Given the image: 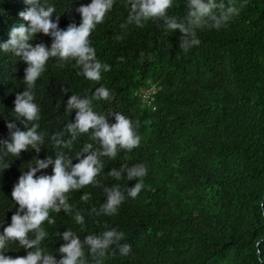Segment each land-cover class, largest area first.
Instances as JSON below:
<instances>
[{
  "label": "trees",
  "instance_id": "obj_1",
  "mask_svg": "<svg viewBox=\"0 0 264 264\" xmlns=\"http://www.w3.org/2000/svg\"><path fill=\"white\" fill-rule=\"evenodd\" d=\"M92 0H42L55 7L59 27L82 22L77 9ZM225 4L229 0H224ZM239 14L220 29H197L198 46L184 52L180 33L167 31L163 21L150 20L144 27L122 29L129 14L127 0H115L90 35L96 59L111 65L93 82L81 74L75 60L50 58L37 79L34 102L40 109L38 132L45 143L40 151L31 147L14 156L0 146V231L11 223L19 205L12 199L19 177L35 159L56 157L57 152L75 156L85 143L93 150L99 141L81 134L71 148L57 147L53 135L70 139L66 125L75 122L76 111H66L67 100L75 94L91 97L101 85L111 92L109 100H93V110L108 115L117 111L130 118L140 136L131 152L118 150L115 159L101 157L104 169L96 177L100 186L88 185L69 193L72 213H51L54 225H43L48 236L45 252L57 260L65 243L58 233L71 229L83 240L115 228L124 233L121 243L131 252L109 254L104 264H261L264 259V0H232ZM187 0H173L168 14L183 20ZM28 5L24 0H0V43L9 38L13 25L30 23L19 16ZM117 37H122L117 39ZM53 38L42 32L28 41L33 46H51ZM141 53H144L141 56ZM151 54L153 59H149ZM123 57V60L119 58ZM63 64V66H58ZM27 63L11 52L0 50V139H10L7 123L15 121L14 101L22 93ZM154 92L144 98L143 88ZM115 123L114 116L109 117ZM87 155V154H85ZM143 164L147 175L144 187L133 199L126 174L110 176L122 165ZM8 166V167H7ZM53 174V166L37 172ZM119 185L125 200L116 214L96 215L106 201L104 188ZM90 194L88 202L81 200ZM80 211L84 225L74 215ZM260 240L261 256L256 241ZM6 256H26L29 250L11 243ZM85 257L91 256L85 247Z\"/></svg>",
  "mask_w": 264,
  "mask_h": 264
},
{
  "label": "clouds",
  "instance_id": "obj_2",
  "mask_svg": "<svg viewBox=\"0 0 264 264\" xmlns=\"http://www.w3.org/2000/svg\"><path fill=\"white\" fill-rule=\"evenodd\" d=\"M115 0H92L90 4L81 5L77 11L81 14L82 22L77 26L70 23L66 29L59 27V16L52 19L55 7L45 5L42 0H24L28 5L19 16L25 24L13 25L9 32V38L0 43V50L11 52L27 63L25 68L24 83L26 88L22 93H17L14 104L15 120L24 125V130L18 127L15 121H9L10 139H0V146L14 156H19L22 150L29 147L37 153L40 146L45 143L44 135L38 132L39 125L34 123L40 119V109L34 102L35 83L45 71L46 63L50 58H57L61 62L75 60L76 66L81 69V74L90 81L99 82L102 73L111 70V65L102 64L96 59V51L91 46L90 35L98 24L103 23L106 14L113 8ZM129 14L122 29L129 25L142 28L150 20L163 21L167 31H179L180 48L187 52L191 47L198 46L200 40L197 29L216 28L226 26L231 19L239 14V8L229 0H187V14L183 20L168 14L173 6V0H127ZM43 33L53 38L51 46L37 43L34 46L28 41ZM122 37H117L121 39ZM144 53H141L143 56ZM154 57L149 55V59ZM123 60V57L119 58ZM58 66H63L60 64ZM111 92L101 85L96 87L92 96L80 97L71 95L67 100L66 111L72 113L75 109V122L66 125L70 139H62L63 134L53 135L52 139L57 147L71 148L72 142L81 134H89L90 139L99 141L100 147L93 150L92 143H85L78 152L73 163V158L64 152H57L55 158L48 156L46 159H35V164L29 167V171L23 172L18 183L13 187L12 199L19 205L17 211L11 217V223L0 231V264H90L85 257V247L91 256V264H104L105 257L109 254L116 255L117 250L121 256H127L131 252V245L121 243L124 233L115 228L107 229L100 235H87L83 240L71 229L58 233L65 241L58 251L62 254L57 258L52 253L45 252L41 246L48 236L43 225L47 222L54 225L56 220L51 213L73 212V206L69 203V193L80 190L88 185L100 186L96 177L104 169L101 157L107 156L115 159L119 149L131 152L140 144V136L136 129L139 121H133L117 111H110L108 115L99 114L93 110V100H109ZM114 116L115 123L109 122V117ZM87 154V155H85ZM53 166V174H41L37 172ZM8 167V166H7ZM126 174L129 181L136 180L134 186L127 188V195L135 199L144 187L143 178L147 175V169L143 164L122 165L120 169L113 168L109 175L116 180L122 179ZM106 201L97 210L91 212L96 215L111 216L117 213L119 206L125 200V195L119 185L104 188ZM90 199V194L85 193L81 200L85 203ZM74 219L77 224L84 225V216L76 211ZM11 243L18 242L19 246L29 250L26 256H6L4 253L10 248ZM261 241H256L257 256H261L259 249ZM264 264V259L261 260Z\"/></svg>",
  "mask_w": 264,
  "mask_h": 264
},
{
  "label": "built area",
  "instance_id": "obj_3",
  "mask_svg": "<svg viewBox=\"0 0 264 264\" xmlns=\"http://www.w3.org/2000/svg\"><path fill=\"white\" fill-rule=\"evenodd\" d=\"M142 93V96L144 98H148L153 92H154V89L151 87V88H143L141 89L140 91Z\"/></svg>",
  "mask_w": 264,
  "mask_h": 264
}]
</instances>
